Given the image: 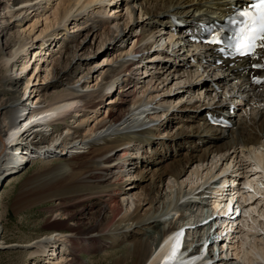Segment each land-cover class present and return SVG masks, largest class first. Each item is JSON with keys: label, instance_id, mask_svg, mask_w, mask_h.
Returning a JSON list of instances; mask_svg holds the SVG:
<instances>
[{"label": "bare ground", "instance_id": "1", "mask_svg": "<svg viewBox=\"0 0 264 264\" xmlns=\"http://www.w3.org/2000/svg\"><path fill=\"white\" fill-rule=\"evenodd\" d=\"M113 1L0 0V67L5 72L15 68L21 57L26 58L24 55L35 44L40 48L37 56H40L41 61L45 62L48 57L50 58L51 51L50 53L42 51H49V47L55 39H58V42H66L58 50L55 66L42 79L43 81H48L49 77L50 80L54 79L52 85L50 84L51 87L47 83L40 90L33 88L29 94L30 97L27 99L22 96V101L18 96L12 111L11 108L4 107L5 104L0 102V185H3L9 177L19 174L21 168L24 167L26 162L21 164L20 171L16 170L17 172L3 176L4 172H8L5 171L6 169L9 170L25 159L26 154L19 148L14 153L11 152L14 145H20L24 151H30L37 162H44L47 165L39 168L34 176V181H30L32 182L30 184L37 185L39 188L35 189L34 196L28 198V204L25 206L31 207L42 201L56 202L55 209L58 210L56 214L59 217L55 218L54 223L47 224L50 228L64 229L66 228L65 222L73 221L71 227L67 226L68 230L65 236H60L57 233L24 245H4L0 242V247L20 248L25 251L34 248L36 252L27 253L29 264H37V262L33 263L36 259L35 253L41 254L39 256L43 259L42 264L62 262L60 245L63 244H68L66 251L70 256L85 249L86 251L87 249H117L120 245L126 244L124 247H127V254L123 259H119V264H209L214 259L213 256L201 260L199 255H193L190 258H177L176 255H172V252L175 253L174 247L181 243L183 238L181 231L185 226L191 227L193 224L196 226V230H185V238H192L189 246L192 242L206 240L210 228L201 227V222H205L204 219L213 213L212 210L220 215L230 211L229 205L220 202V197L223 196V191H232L228 198L224 197V200L231 202L237 194L233 195V193L244 189L237 188L239 184L237 179L242 178L243 181L240 184H245V188L248 189V193L241 196L242 202L244 201L242 216L248 212L247 206H252L255 203H261L260 206L257 204L259 209L264 206L263 196L262 198L260 195H256L257 193L249 195L251 191L252 193L255 191L259 193L260 190L262 192L264 178L256 176L258 170L255 168L250 169L249 173L246 172L252 162L247 158L248 150L253 146L264 147V48L258 45L255 53L246 60L234 63L221 61L216 64V53L212 49L193 44L188 35L192 27L197 25L196 23L209 22L215 16L228 14L234 5L243 4L245 0H120L119 5L124 6L125 4L128 17L124 19V16L117 15L108 20L109 17L108 15L105 17V14L108 13L107 7L109 4H113ZM49 6L52 7V12L49 18L44 19V25H46L42 28L41 33L46 32V35L42 37L43 40L36 39L35 44H31V41L27 42L31 38L34 26L39 23L40 17L50 9ZM111 10L115 11L114 8ZM137 11L139 12L138 16L136 15ZM115 12L117 13V11ZM84 15H86L85 18ZM29 16H32L31 18L36 16L32 25H28L27 29H21L22 33H19L18 30V33L11 31L14 24L17 28H21V23L25 24ZM80 20L82 21L80 22ZM173 20H181L179 21L181 23L174 24ZM144 21L146 22L144 23ZM68 24H75L73 28H80L70 31ZM140 28V34L133 37L132 32ZM100 29L103 30L102 35L106 40L111 42L116 38L117 43L122 46L118 48L116 45L111 47L112 44H108L107 48L101 51L105 54L106 63L97 71L92 69L93 75H96L94 79L96 82L93 84V77L89 80V75H81L79 69L91 59L85 60L83 57L85 50L91 48L87 42L89 33ZM79 31L84 33L80 43L69 45L71 38H74L72 41L74 42L75 36L80 35L79 33L73 36ZM20 37L23 43L21 42L22 44L19 45L20 42L17 40ZM62 38L63 40H61ZM127 40L131 41L128 50L123 46ZM162 41L167 45L161 50L158 43ZM17 44L19 47L16 46ZM176 45H178L176 51H182L181 56H183L178 63L171 54V52H175L172 46ZM152 46H156V48L152 50L151 55H148L147 52H150ZM28 59H33H30V53ZM29 60L26 62V68ZM63 63H65V67L60 68ZM157 64H162L160 70H155L153 74H150V68ZM170 64L179 65L171 67ZM257 64L260 67L254 69L252 66ZM131 65L134 66L133 69ZM133 71H135L134 76L137 74V77L132 76ZM38 74L36 73L35 78ZM206 74L213 77L207 85L198 86L187 80L195 75L200 78ZM80 75L81 77H79ZM221 75V79L217 78ZM39 77L41 76L39 75ZM13 78L12 74H8L4 78L3 84L6 82L9 84L10 80H14ZM184 78L188 82L184 81L179 100L182 101L185 96V100L197 99L198 101L195 102H198V105L193 103L190 106L192 111L198 110L203 100V113L207 114V118H204L199 126L190 128L189 132L182 130L181 126L178 133L172 136L169 141L162 140L158 143L152 139L154 131L153 129L149 130L150 123L162 120L161 118L169 112L173 105L172 98L175 93H171L169 81L174 79L176 82ZM253 78L259 82H252ZM129 81L132 84L126 87L122 86ZM114 86L118 92L115 91L112 94L109 90L112 88L114 90ZM25 87L27 88L28 84ZM49 89H53L52 93L44 96L42 92H47ZM3 94L5 91L0 93V100ZM111 95L112 97L109 98ZM104 96L108 97L110 108H106V105L101 102ZM209 97L210 100H208ZM216 97H218V101L215 102ZM37 106V112L31 111ZM210 107L213 109H209ZM95 109L96 112H94ZM102 110L105 111L104 116H101ZM231 111L233 113L236 111V116L235 114L232 116ZM8 115H10L8 121H12L6 128L5 121ZM190 115L196 118L202 117L200 112H192L186 118ZM208 117L230 120L233 123L230 130L232 132L218 129L217 126L211 124ZM19 118L22 119L21 123H24L22 126L17 124ZM57 121L65 126V133H71L63 147L55 146L54 143L51 145L62 135L61 132H57L51 127ZM69 122L72 123L68 124ZM71 124L73 125L71 126ZM83 128L86 132L81 133ZM195 136L198 137V141H206L203 147L196 145L193 140ZM211 137L215 140H210ZM48 140H51L50 145H47ZM183 145L189 146V148L182 151ZM168 147L173 150L169 151ZM174 147L175 149L177 147L178 150L175 151ZM148 149H151V155L143 156V152L147 153ZM162 151L164 152L162 153ZM173 152L176 154L174 158H171ZM179 152L182 153L178 154ZM68 155H73L72 159L62 161ZM156 155L158 157H154ZM137 157H143V159L139 161L136 160ZM54 159L61 162L52 168L49 163ZM125 159L126 161L120 164L119 161ZM216 159L220 165L225 162V166L220 170L221 175L225 173L228 175H225L224 178L222 176L216 181V174L214 177L211 176L209 181L219 184L222 178L232 179V185L236 184V189L224 190L221 189L222 186H218L219 189H217L216 186L213 190L212 187H205L204 190L212 189L211 196L208 198L220 196V199H214L211 203L213 206L209 208L210 210H206L207 212H202V214L200 212L198 215L193 213L194 217H191L190 221L185 220L183 210L191 211L196 205V198L191 197L183 204L178 205L177 202L182 197L179 186L183 183V181L182 183L178 181L186 172L189 171V175H195L200 172L202 167ZM229 161L233 163L236 161L230 172V166H227ZM219 169L220 167L217 170ZM254 175L256 177L251 178ZM39 179L42 180L41 183ZM165 181L176 184L174 185L176 188L169 187L175 188L176 195L173 202L170 201L166 208L163 202L160 203L163 196L161 189ZM224 182L230 183L226 180ZM29 189L31 188L29 187ZM199 189L200 187H198V191ZM204 190L196 192V195L205 194ZM262 194L264 195V193ZM184 195L188 196L186 193ZM118 196L121 197L120 200L117 199ZM260 197L262 199L258 200ZM255 200L257 201L255 202ZM91 201H100L98 207L100 208V218L93 221L95 224L89 225L83 230L78 227L77 223L82 222L89 212L95 209L96 204H89ZM70 202L82 209L77 219H69L66 214L68 211L66 203ZM119 204L125 207L124 212H121ZM199 204L201 205V203ZM143 208L145 210L140 214ZM200 208L203 209L204 205H201ZM171 213L176 216L173 217L175 219L173 222L168 219ZM200 215L206 217L195 219ZM167 221L169 224L161 228V224ZM237 222L242 226L245 225V220L241 218L238 221H224V228L220 231V235L232 230ZM240 231H242V227L237 228L233 234ZM234 238L235 236L231 237L229 242L223 241L221 245L213 247V249H221L213 264H233L227 256V252L234 251L233 255L235 258L238 257L236 246L232 245ZM57 243L60 244L57 245ZM210 249H212L211 245L208 247V250ZM54 256L56 257L53 258ZM72 260L74 257L71 258V263Z\"/></svg>", "mask_w": 264, "mask_h": 264}, {"label": "rangeland", "instance_id": "2", "mask_svg": "<svg viewBox=\"0 0 264 264\" xmlns=\"http://www.w3.org/2000/svg\"><path fill=\"white\" fill-rule=\"evenodd\" d=\"M113 2H114L113 4H109V6L107 7L108 13L105 14L106 15L105 17H107V15H108V17H109L108 20L113 19L117 15L124 16L123 17L124 19H125V17H128L127 16L128 12L126 10L125 4H124V6L119 5L120 0H114ZM118 6H120V7L117 8ZM39 8H42V6H39ZM49 8H50V6H49ZM112 8H114V10L117 11V13L115 11H114L115 12L114 13L113 10H111ZM51 9H52V7L50 9H48V11L46 10L47 12H45V14L42 17H40L39 23L36 26H34V28H36V29L33 28V32L30 35L31 38L27 42L31 41L32 42L31 44H35L36 39L40 40V39H42V37H44L46 35V32L41 33V31L43 30L42 28H44V26L46 25V24L44 25V23H45L44 19L47 17L49 18V16L51 15V12H52ZM46 13L48 16L46 15ZM136 15L137 16L139 15L138 11H137ZM32 16H33V14H32ZM32 16L28 17L29 19H28V21H26L25 24L21 23V25H22L21 28H17L16 24H14L15 25L14 28L13 27H12V29L10 28L11 31L13 33H18V31H20L21 29L22 30L27 29L30 25H32L34 23L33 20L36 19V16L31 18ZM85 16L86 15H84V18H85ZM83 20H85V19H83ZM81 21L82 20H80V22ZM146 21H148V20H146ZM146 21H144V23ZM177 21H179V20H177ZM75 24H73V25H75ZM73 25L71 24L68 26L70 28L69 29L70 31H74V30L80 28V27H74L73 28ZM80 25H82V24H80ZM21 31L19 33H22ZM80 31L74 33L73 36L78 35L80 33ZM102 31L103 30L100 29L99 31L95 30V31H92L89 33V36L87 37V42H88V45L89 44L91 45V48L85 50L83 57L85 60L87 58H91V59H90V62H87V63L85 62L83 64V66H81L79 69V73H81V75H83V74L89 75V77H90L89 80H91V77H93V79H92L93 84L96 82L94 80L96 75H93L92 69L97 71V69H100L102 67V65H104L106 63L105 54L101 51L102 50L104 51L107 48L108 44H112L111 47L113 45H116V47L118 46V48H119V46H122V45H120V43H117L118 41L116 40V38L111 40V42L106 40V38L102 35V33H103ZM140 31H141V28L138 30H134V32H132L133 37L138 36L140 34ZM82 34H84V33L81 32L80 35H78L77 37L75 36L76 39L74 42H72L74 40V38H71V40H70L71 43H69V45H75V44H78V42L80 43V41L82 39ZM101 36L104 38L103 40H102ZM20 39H21V37L17 40L20 42L19 45L23 43V41H21ZM42 40H40V41H42ZM61 40H63V38ZM53 42L49 47V51H42V52H49V53L51 51L50 58L48 57L47 61H45V62H42L40 59L41 57L37 56L39 51H40V48H38L35 44L34 46H32L30 48L31 50H29L28 53H26L24 55L28 59L29 53H30V59L33 58L32 60L28 59L29 64L27 65V68H26V62L28 60L25 57H21L20 58L21 61L19 60L16 67L11 69V71H9V72H5L4 69H2V67H0V76H1L0 78H2V79H0V93H2V92L4 93V91H5V94H3V96H1L0 102L3 105L5 104L4 107L8 106V108L9 109L11 108L10 110L12 111V109L15 106L14 104H15L18 96H19V98L20 97L22 98V96H23V97H27V99H28L30 97L29 94L32 92L33 88L40 90L47 83H48L47 85H49L51 87L54 79L50 80V77H49L48 81L47 80L43 81L42 79L45 76V74H47L48 72L50 73L52 68L55 66V63L57 60L56 57L58 56L57 53H58L60 46H64L66 44V42H62V41L58 42V39H55ZM101 42H103L104 44ZM130 42L131 41L127 40L125 42V44H123V46H125L126 50H128L130 48V45H131ZM98 44H99V46H98ZM19 45L17 44L16 46L19 47ZM16 46H15V48H16ZM155 48H156V46H152V49H150V52H147V54L151 55L152 50ZM33 54H34V56H33ZM144 54H146V53H144ZM38 57H39V59H38ZM45 57L47 58V56H45ZM45 57H42V58L46 59ZM66 61H64V62H66ZM186 61H184V62H186ZM180 62H183V61H180ZM23 63H24V65H23ZM170 65H171V67L172 66L177 67L179 64L178 65L170 64ZM23 67H24V70H22ZM62 67H65V63H63L60 68H62ZM133 67L134 66L131 65L132 69H133ZM160 67H162V64H157V65L153 66L152 68H150V70H151V71H149L150 74H153L155 70H160ZM27 73H29V74H27ZM36 73L37 74L39 73V74L35 78ZM96 73L98 74L99 72H96ZM132 73H133L132 74L133 77L138 76L137 74L134 76L135 71H133ZM8 74H10V75L12 74V76L14 77L13 78L14 80H10L9 84H8V82H6V84H3L5 82L4 78H6V76ZM26 75H28V76H26ZM39 75L41 77H39ZM81 75L79 77H81ZM218 77H219V79H221L222 75L217 76V78ZM212 79H213V77H210V75L206 74V75H202V77H200V78L197 75H195L192 78L187 79V80L190 83L197 84L198 86H202V84L207 85V83L210 82ZM29 80H31V81H29ZM187 80H185V78H184L181 81L175 82L174 79H172V81H169L170 83L168 85H170V87H171V93H173V92L175 93V95H173V98H172L173 105L170 107L169 112L164 114V117L161 118L162 120H160V121L158 120L157 122H153V123H156L157 125L156 124L151 125V127L149 128V130L152 131V129H153V131H154V133L152 134V135H154V137L152 136V139L156 140L158 143H159V141H162V140L163 141H165V140L169 141L172 138V136H174L175 134L178 133L179 128L181 126H182L181 127L182 130H185V132H189L190 128H194L196 126H199V124L203 121V119L207 118V114L203 113V110H204V105L202 106L203 100L201 101V105H200L202 107V109H201V107H198V110H195V111H192L190 109V106L193 103L198 105V102H195V101H198L197 99L193 98V100L192 99L191 100H185L186 99V96H185L182 99V101L179 100V99H181L178 97H180V95H182L181 91L183 90L182 89V87L184 86L183 84ZM18 81H20V82L18 83ZM42 82L45 84H41ZM26 84H28V87H27L28 89L25 87ZM129 84H132V83H130V81H129L127 83L122 84V86L126 87ZM31 86H33V87H31ZM29 87H31V88L29 89ZM172 87H173V89H172ZM52 90L53 89H49L47 92L43 91L42 94L44 96L49 95L52 93ZM115 91L118 92V89L117 88L114 89L112 91V94ZM110 97H112V95L109 96V98ZM212 97H213V94L211 95V98ZM22 100H23V98H22ZM208 100H210V97L208 98ZM101 102H103V104L106 105V108L111 107V104H110L107 96H104V99ZM103 104H102V107H103ZM103 110H102V112H103L102 114L100 112L101 116L105 115V111H103ZM94 112H96V109L94 110ZM192 112H194V113L200 112L202 117L196 118L193 115H190V117L186 118V116ZM235 112L233 113V111H231V113H233V116H234V114L236 116L237 113H235ZM10 115H8L7 120L4 119V120H6L5 121L6 128L8 127V125L12 121V120L8 121L9 120L8 118ZM186 119H188V120H186ZM228 121L231 123L230 120H228ZM70 123H72V122H69L68 124H70ZM183 123H185V124H183ZM72 125L73 124H71V126ZM62 126H63V129L60 132H62L65 128L64 125H62ZM232 126H233V123H231L230 128H221L219 126L218 129L221 128V129L225 130L226 132H228L232 129ZM4 131H5V129H4ZM83 132H86L84 130V128L81 131V133H83ZM230 132H232V131H230ZM58 134H60V133H58ZM161 137H163V138L161 139ZM156 138H158V139H156ZM193 140H195V143H196V145H198V147H203L205 142H206V141H204V142L198 141L197 136L193 137ZM210 140L214 141L215 139L213 137H211ZM50 141L51 140L47 141V145L50 143ZM183 146H184L183 149L184 148L185 149L184 150L182 149V151H185L189 148V146H185V145H183ZM168 148H169V151L173 150V148H171V147H168ZM174 150L177 151L178 150L177 147H176V149L174 147ZM150 151H151V149H148L147 153L144 151L142 155L143 156H147V155L150 156L151 155ZM163 152L164 151H162V153ZM248 152H249V154H247V158H249L250 161H252V162H251V165L249 166V168L246 169V172L249 173L250 169L253 170L254 168L256 170H261L259 173H257L258 175H256V176H259L260 178L261 177L264 178V147H261V146H255L254 147L253 146L250 148V150H248ZM181 153L182 152H179L178 154H181ZM244 153H246V152H244ZM62 154L63 153H61V155ZM175 154L176 153L173 152V156H171V158H174ZM79 155L82 156V154H77L76 156H79ZM62 156H64V155H62ZM72 156L68 155L67 157L64 158V160L62 159V161H69L70 159H72ZM81 156H80V158H82L84 155L82 157ZM241 156L243 157V153L241 154ZM138 157L136 158V160L140 161L143 159V157L142 158H138ZM154 157H158V156L156 155ZM33 160L31 161L32 163H30V162L25 163L24 167L21 168L22 170L21 169H20L21 171L19 170L20 173L13 175L12 177H9V179H7L3 183V185L1 184L2 187L0 185V187H1L0 188V231H1L0 232V242H2V244H4V245L5 244H8V245L21 244V245H24L28 242L34 241V240L39 239L41 237L48 236V235L52 236V235H56L57 233H59L60 236H65L67 234V230H68V229H66L67 226L71 227L73 225L72 224L73 221L72 222H69V221L65 222L66 228H64V229L63 228H55L54 229V228H50L47 225V224L54 223L55 218L59 217V215L56 214L58 211L57 209H55L56 202L51 203L48 201H42V202H40L36 205H33L31 207L25 206L28 204L27 203L28 198H30V197L32 198L34 196L33 193H34L35 189L39 188V186H37V185L30 184V183H32L30 181H34L33 180L34 176L36 175V172L39 171V168L41 169L42 167L47 166L44 164V162H37L36 161L37 159H33ZM146 160H148V159H146ZM217 160L218 159L213 160L214 162H210V163L206 164L204 167H202L200 169V172L197 174L195 173V175H192V174L189 175V171L186 172L185 174H183V177L178 181L179 183H182V181H183V183L179 186L180 187L179 189L182 192V195H181L182 197L179 198V200L177 202L178 205L183 204L187 199H189L191 197H194V199L196 198V205L197 206L195 205V207L191 211L189 209L183 210V216H184L185 220L190 221L192 219L191 217H194L193 213H194V215L195 214L198 215L200 212L202 214V212L203 213L206 212V210H208L210 207L213 206V205H211V203L214 200V198L206 197V195L207 196L210 195L209 192L212 189H206V190H204V189L207 186L212 187L213 190L216 186H217V189H219L218 186L221 185V182L219 184H213L211 181H209V180H211L210 177L211 176L214 177L216 174H217L216 181H218L220 179V177L223 176V175H221L220 170L223 169V167L225 166V162H224V164L220 165L216 162ZM125 161H126V159L124 161L120 160L119 162H120V164H122V162H125ZM59 162H61V161L58 159L57 160L56 159L51 160V163H49V166L54 168L57 165V163H59ZM230 162L231 161H229L227 163V166H230L229 172L231 171V168L233 167V165L235 164L236 161L234 163L233 162L230 163ZM219 167H220V169L217 170ZM235 169H236V167L234 168V171H235ZM213 172H215V173H213ZM256 176L255 175L251 176V178L256 177ZM207 181H209V182L206 183ZM236 181L240 183L242 181V178L239 180L237 179ZM39 182L41 183L42 180H40ZM27 183H29V184H27ZM167 183H168L167 181H165L163 183V188L161 189L163 196H162L161 201H160V203L163 202L165 208L167 207L168 203H170V201L173 202L174 197L176 195V191H174V189L176 188V186H174V185H176V184H173L172 182L171 183L169 182L168 184ZM171 184H173V185H171ZM263 185H264V183H263ZM170 186L175 187V188L171 189V188H169ZM203 186H204V188H203ZM29 187L31 189H29ZM198 187H200L201 190L199 189V191H198ZM261 189H262V192L260 190V192H259L260 194L258 193V191H255L254 193H252V192L249 193V195L257 193L261 197L262 196L264 197V195L262 194V193H264V189L263 188H261ZM203 190L206 192V193L204 192L205 194H202L200 196L196 195L197 194L196 192H200ZM193 191L195 194L193 193ZM132 192L135 193L136 191H132ZM164 193H166V194H164ZM184 193L188 194V196L185 197ZM201 197H206V198H201ZM261 197L258 200L263 198V197L262 198ZM117 199L120 200L121 197L118 196ZM256 201L257 200H255V202ZM197 202H198V204H197ZM90 203L96 204L95 209L92 210L91 212H89V215H87L86 218L82 222L77 223L78 227L80 229H83V230L87 226L95 224L93 221H96L100 218L99 217V214H100L99 209L100 208H98L100 205V201H91V202H89V204ZM199 203H201V205H204L203 209L200 208L201 205ZM257 204L258 203H255L249 207L247 206L248 208L246 207V209H248V212L244 213L243 214L244 216L241 217V219L245 220V223H244L245 225H243L242 231L237 233L235 235V238L232 240V245L236 246V247L235 246L234 247L236 249V254L238 253V257L235 258V256L233 255L234 251H230V252L228 251L227 252V256L229 257V259H231L230 261H232L233 264H264V206L261 209H259L258 207L260 206L261 203L258 204L259 206H257ZM86 205H88V203H86ZM66 206L68 209L66 214H67L69 219H77V217L80 216V212L82 211L81 207L76 206L75 204H72L71 202L69 204L66 203ZM118 207L119 208L121 207L120 208L121 212L125 211V207H123L122 204H119ZM144 210H145V208H143L141 210L140 214L143 213ZM259 210H261V211H259ZM184 211H186L185 212L186 215H185ZM55 215H56V217H55ZM173 217H176V216L174 215V213H171L168 216L169 221L173 222L175 220V219H173ZM169 221L163 222L161 224V228L163 226L168 225ZM155 236H157V235H155ZM58 237H56V238H58ZM58 244H60V243H57V245ZM125 245L126 244H122L119 247H117V249H104V250L103 249L102 250L87 249V251L85 249L82 251H78L74 255L70 256L68 254V251H66V249L68 248V244H63V245H60V248H61L60 249V251H61L60 255H61L63 260H62V262H59L58 264H119V259L120 258L123 259V257H125L127 254V247H124ZM83 246L85 247L86 243L83 244ZM34 250H35L34 248L25 251V250H22L20 248H11V249L8 248L7 249V247H5V248L0 247V264H29L30 260H28L27 253L36 252V250L35 251ZM35 255H36V259L33 261V263L37 262V264H42L43 259H42V257L39 256L41 254L35 253ZM55 257L56 256H54L53 258H55ZM72 257H74V260H72V263H71L70 260ZM58 261H60V259H58Z\"/></svg>", "mask_w": 264, "mask_h": 264}, {"label": "snow or ice", "instance_id": "3", "mask_svg": "<svg viewBox=\"0 0 264 264\" xmlns=\"http://www.w3.org/2000/svg\"><path fill=\"white\" fill-rule=\"evenodd\" d=\"M249 7L255 11L245 10L238 13V16L242 18L240 21L242 26H238L235 19L230 21L233 26H236L233 35L222 39L219 34H215L204 42L209 45L223 44L225 47L220 51L223 52L227 48L242 56L255 51L258 45L264 48V0H258L257 3L250 4ZM253 67L259 68L260 65H253ZM254 82L258 83L259 81Z\"/></svg>", "mask_w": 264, "mask_h": 264}, {"label": "water", "instance_id": "4", "mask_svg": "<svg viewBox=\"0 0 264 264\" xmlns=\"http://www.w3.org/2000/svg\"><path fill=\"white\" fill-rule=\"evenodd\" d=\"M158 249V248H157Z\"/></svg>", "mask_w": 264, "mask_h": 264}]
</instances>
